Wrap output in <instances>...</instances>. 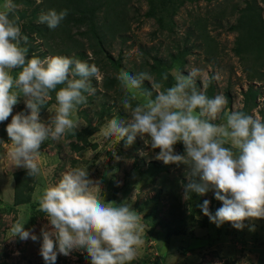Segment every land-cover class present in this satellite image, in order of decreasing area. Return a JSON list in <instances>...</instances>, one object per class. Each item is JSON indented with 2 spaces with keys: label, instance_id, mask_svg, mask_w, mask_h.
<instances>
[{
  "label": "clouds",
  "instance_id": "clouds-1",
  "mask_svg": "<svg viewBox=\"0 0 264 264\" xmlns=\"http://www.w3.org/2000/svg\"><path fill=\"white\" fill-rule=\"evenodd\" d=\"M18 8L14 0H3L0 5V123L11 116L6 126L10 143L0 140V149L16 167L35 178L41 175L37 162L41 145L76 134L73 114L87 103L85 93L94 94L90 79H98L100 69L63 55L29 57L22 46L27 38L16 15ZM68 14V9H50L40 14L38 22L54 30ZM13 70H18L15 76ZM201 71L193 68L187 74L177 73L174 83L165 87L167 73L156 81L147 71L132 75L122 70L116 79L124 93L120 103L128 119H109L102 135L106 140H124L125 147L137 136L147 137L145 142L159 149L157 160L166 165L185 164L193 176L199 175L201 183L189 181L185 186V199L189 193L203 195L212 189L222 206L213 215L205 200L199 206L203 214L217 227L230 222L242 229L245 220L264 218V120L232 111L224 114L225 123H213L227 99L223 94L209 98L196 87ZM145 81L150 89L142 87ZM53 92L55 110L45 121L41 110ZM138 93L143 102L134 104ZM21 97L27 112L13 115ZM177 143L183 144L184 154L175 152ZM100 193L99 184L82 167L68 168L55 184L44 187L37 201L48 220L40 232V255L47 264H55L58 253L68 256L74 249L85 250L91 264H131L137 258L143 244L140 215L127 203L105 202ZM24 223L12 225V236L37 241Z\"/></svg>",
  "mask_w": 264,
  "mask_h": 264
},
{
  "label": "rangeland",
  "instance_id": "rangeland-1",
  "mask_svg": "<svg viewBox=\"0 0 264 264\" xmlns=\"http://www.w3.org/2000/svg\"><path fill=\"white\" fill-rule=\"evenodd\" d=\"M29 7L31 11L37 5L36 0ZM42 1V0H41ZM245 0H205L186 1L176 11L175 15L168 17L163 13L164 21L169 29L159 30L157 21L153 17H146L149 4L147 0H132L126 6L127 16L130 21V30L126 35L129 38L121 44L119 38H111L107 34L106 50L113 56H121L120 65L108 67V73L116 77L119 72L127 71L132 75L141 71L150 73L146 63L152 62L151 56L156 55L169 59L170 53H175L177 43L183 44L188 32L195 29L193 25L197 19L207 21V30L214 36L218 43V53L209 57L202 49L193 48L192 52L185 56V63L177 59L170 65L163 66L171 77V86L177 73L187 74L193 68L201 69V75L196 79V87L204 91V85L212 77L213 93H229L231 104H226L223 111L213 121L216 124L225 123V113L243 111L264 120V77L262 80L248 81L239 56L233 50L235 31H229L228 26L235 23L238 12L228 15L233 5L238 8L245 6ZM263 6L262 0H257ZM3 0H0V5ZM224 10L227 15L221 17ZM264 14V11H263ZM101 15V13H100ZM169 15V14H168ZM217 16V17H216ZM172 20L170 24L168 20ZM220 22V26H217ZM192 33H194L192 31ZM32 36V35H31ZM26 44L29 57H39L43 51H47L45 43L40 39L27 38ZM195 43L193 34L189 33L186 45ZM143 48V49H142ZM143 50H148L147 52ZM86 54L91 58V54ZM47 56H55L47 53ZM119 70V72H118ZM18 70H13L15 76ZM264 73V64L261 67ZM105 72L100 69L99 78H91L90 84L95 89L94 94L87 96V103L78 106L73 114L77 121L78 129L75 135H65L60 140H47L41 145L37 162L41 167V175L30 177L27 170L16 167L6 151L0 149V264H47L40 255L42 237L41 228L48 225L45 213L39 210L37 197L41 195L44 187L55 184L60 174L70 167L87 168L89 178L98 183L101 188V198L105 202H114L116 205L127 203L132 210L141 217L143 231L141 238L143 244L137 250L135 262L140 264H264V218L245 220L242 229H236L230 222H225L217 227L208 216L201 211L200 205L205 200L209 201V211L214 215L215 211L222 206V202L214 197V191L203 195L197 193L198 199H185L181 192L185 185L179 186L181 194L180 202H174L173 198L165 194L158 197L156 205L149 202L157 189L166 187L168 190L179 184L181 179L190 181L192 178L191 168L185 164L170 163L160 176H151L146 171V163L155 160L163 165V161L155 157L159 149H152L145 141L147 137L137 136L131 146L125 147V141H117L114 137L106 140L101 129L111 118L127 120L128 116L121 106L122 99L115 96L118 88L104 89L102 77ZM153 78L156 76L152 74ZM146 84L149 82L145 81ZM254 84L256 89L253 100L244 105V92L249 84ZM119 86V84H118ZM119 94L124 95L121 88ZM226 97V96H225ZM144 97L138 93V100L133 103L143 102ZM55 103L47 104L41 110V118L47 120L55 110ZM25 111L24 99L21 97L13 108V115ZM11 121V116L0 123V140L10 143L7 136L6 126ZM80 132L79 135L77 132ZM71 143L78 145V150L71 147ZM175 152L184 154L182 143L175 145ZM16 172L22 182H26L30 190V201L16 205L14 203V191L16 187ZM24 173V174H21ZM162 175H165L164 186H161ZM16 176V177H15ZM195 183H201L199 175L194 176ZM163 180V179H162ZM176 185V186H175ZM145 203V204H144ZM139 206L141 208H139ZM156 210L155 214L152 213ZM151 217L147 221L145 215ZM149 214V215H148ZM160 218L175 224L168 227L153 226V220ZM17 221L25 222L24 228L37 235L38 240L30 238L21 240L18 236H12V225ZM150 222V223H149ZM171 223H169L170 225ZM175 232H172L174 231ZM55 264H91L88 254L83 249H74L68 256L57 255Z\"/></svg>",
  "mask_w": 264,
  "mask_h": 264
},
{
  "label": "trees",
  "instance_id": "trees-1",
  "mask_svg": "<svg viewBox=\"0 0 264 264\" xmlns=\"http://www.w3.org/2000/svg\"><path fill=\"white\" fill-rule=\"evenodd\" d=\"M132 0H42L39 4L33 6L31 11H27L26 7L33 4L34 0H14V2L21 6H26L18 8L16 15L20 17V27L23 36L26 38L40 39L43 40L47 51H43L39 57L45 56L47 53L52 55H63L72 57L74 59L81 60L82 62H87L89 65L95 64L99 69H102L105 74L102 77L101 86L108 90H115L119 82L116 77L109 75L108 67H117L120 65L121 56L113 57L107 50V34L113 39L115 37L119 38L121 44H124L129 38L127 32L130 30V21L127 16L126 6ZM186 1H196V0H147L149 7L144 13L146 17H153L157 21L159 30L171 29L168 24L164 21L163 13L172 18L175 15L178 8L183 5ZM207 3L212 0H205ZM245 6L238 8L235 5L232 6L228 15H233L238 12V17L235 23L228 26L229 31H235L237 33L233 50L236 55L239 56L242 72L245 73L247 80H262L264 73L261 71V67L264 64V0L263 6H260L257 0H245ZM50 9H55L58 12L63 9H68L69 14L61 22V24L56 29H49L46 24L39 23V16L42 12H46ZM220 16H226L227 13L224 10L219 11ZM101 13V15H100ZM169 14V15H168ZM217 17V16H216ZM168 20L170 24H173L172 20ZM193 25L195 29L188 32L185 37L183 44L177 43L175 48L177 51L175 53L169 54V59H164L156 55L151 56L152 62L146 61L151 74H155L154 80L161 81L162 74L166 73L162 69L163 66L170 65L173 60L179 59L182 65L185 63V56L192 52L193 48H200L206 56L213 57L218 53V43L216 42L214 36H211L207 30V21L205 19H197L194 21ZM217 26H220V22H217ZM192 31L194 33H192ZM189 33L193 34L194 42L199 41L198 45L195 43H190L186 45L189 40ZM32 35V36H31ZM23 47H26L25 43H22ZM27 48V47H26ZM28 49V48H27ZM143 49V48H142ZM31 49H28L30 52ZM91 54V58L88 57L86 52ZM147 52L148 50H143ZM119 72V70H118ZM210 81V82H209ZM212 77L207 81V87H204V92L211 98L213 93ZM164 85L171 84V77L168 75L167 81H163ZM144 89H150V85L144 83L142 86ZM115 93V96L122 99L123 95L119 94V91ZM123 92V91H122ZM256 89H254V84H249L248 89L244 94V105L255 96ZM155 93H153V96ZM227 104H231V98L229 93H225ZM55 103V93H51V98L48 103ZM264 116V114H263ZM79 131L77 134L79 135ZM71 147L78 150V145L71 143ZM168 166V164H167ZM166 164H159L155 160H149L146 163L145 171L151 176H160L159 173L165 171ZM19 172H16V187L14 191V203L16 205L27 203L30 201V190L31 187L26 185V182H22L20 177L18 178ZM24 174V173H21ZM161 186H164L165 175H162ZM193 179L190 181L194 182ZM189 181L181 179L176 187L167 189H157L154 196L151 197L149 202L156 205L158 197L165 194L167 197L173 198L174 202H180L181 194L178 193L179 186L187 185ZM184 193V189L181 191ZM190 199H198L199 195L195 192L189 193ZM145 204V203H144ZM142 207V206H141ZM139 206V208H141ZM157 212L155 209L152 211L153 214ZM149 215V214H148ZM151 217L145 215V219L148 221ZM153 220V226L168 227V233H171V226L175 227V224L168 222V220H162L160 218ZM150 223V222H149ZM169 223H171L169 225ZM172 232H175L172 231ZM131 264H140L134 260Z\"/></svg>",
  "mask_w": 264,
  "mask_h": 264
}]
</instances>
